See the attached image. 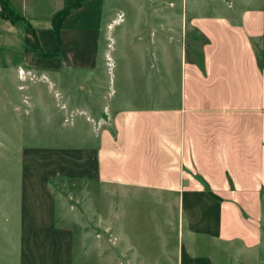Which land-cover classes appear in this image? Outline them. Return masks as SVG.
I'll return each instance as SVG.
<instances>
[{
	"label": "crops",
	"instance_id": "obj_1",
	"mask_svg": "<svg viewBox=\"0 0 264 264\" xmlns=\"http://www.w3.org/2000/svg\"><path fill=\"white\" fill-rule=\"evenodd\" d=\"M57 1L64 8L75 0ZM126 1L134 2L133 20L108 0L72 9L61 23L59 56L48 59L37 51L55 48V0H9L21 19L0 17V53L18 58L0 70L48 75L53 83L34 86L36 108L45 113L43 94L54 95L62 123L82 114L94 132L85 147H5L25 163L0 183V264H71L73 229L57 220H72L75 205L62 207L51 182L63 178L72 191L82 172L116 189L119 220L147 194L166 206L170 264H264V0ZM142 10L150 14L138 17ZM65 72L85 82L82 103ZM45 117V125L57 121ZM45 154L71 163L26 162ZM126 245L122 252H137Z\"/></svg>",
	"mask_w": 264,
	"mask_h": 264
},
{
	"label": "rangeland",
	"instance_id": "obj_2",
	"mask_svg": "<svg viewBox=\"0 0 264 264\" xmlns=\"http://www.w3.org/2000/svg\"><path fill=\"white\" fill-rule=\"evenodd\" d=\"M56 1L53 8H59L57 11H60L62 8H60V3ZM108 1L115 10L121 7L128 10L129 20H133L134 13L131 9V1ZM149 14V12L143 10L141 13L136 11V15L138 17L141 15L142 18ZM153 14L158 15L159 19L163 15V13ZM188 43L189 41L187 46ZM118 51L121 54L126 53L130 56L134 53L130 45L123 43H119ZM169 52L171 50H168ZM159 53H161L160 50ZM158 60L162 62V59ZM171 60L178 63L175 57ZM17 61L16 56L0 53V66L10 63L16 64ZM259 61L261 65H264V60ZM123 62H126V60L121 58L120 61L119 59L117 66L121 67ZM103 71L106 72L105 67ZM62 75L64 84L76 88L81 84L85 87L82 77L70 76V72H65ZM22 77L25 78L22 79ZM22 77L18 78L15 70H0V167H3L0 168V183L4 182L7 185L11 180L12 173L9 171L11 166L16 165L17 162L25 163V157H21L19 161V157L12 156L5 149L9 144L24 142L27 146L33 147L54 145L85 147L93 141L94 136L90 122L85 120V115L75 114L72 119L67 116V120L62 123V119L65 117L62 113H59L57 98L54 95H49L46 92L43 94V105L46 107V112L43 114L33 104L37 95L33 90L34 86L50 85L53 83V79L49 78L48 75L40 78L39 75L33 76V74L28 75L26 73ZM116 79L118 80V77ZM114 88L118 97L119 91L116 82ZM78 89V96L83 95L84 91ZM23 96H27L25 101L22 99ZM79 98V103H82L84 97L80 96ZM45 116H51L52 121L57 120L56 123L45 125L43 123ZM69 159V156L45 154L27 156L26 162L29 164H49V166H52V164L69 166L71 163ZM90 163V160L82 163L85 164L84 169H87L86 165ZM82 164H79L80 168ZM82 174L85 173L82 172ZM83 175L78 178L77 188L75 189L72 186L75 189L72 191L69 190L63 178L51 182L54 194L63 203H61L62 207L66 208V204L71 201L75 205L73 206L75 212H72V216H74L72 220H57V222H64L73 229V236H70V244L73 247L71 264H124L121 257L130 260L126 264H143V260H145L144 264H154L155 262L157 264H170L168 259L171 258V253H173L172 246L175 239L168 237L163 227L165 225H163L162 219L167 212L166 206L147 194L142 196V199L134 201L127 217L124 219L122 215V219L119 220L121 210L118 205L116 189L100 187L98 184L87 180L88 178ZM9 176L10 178H8ZM109 193L111 196L105 197V194ZM68 206L70 205H67V208ZM68 211L70 212V207ZM121 223H123L122 232L125 233L124 236L118 235V225ZM162 233L164 235H161ZM0 243H5V239L1 235ZM126 244L135 245L132 247L137 248V252L132 250L127 253L122 252L124 247L127 246ZM135 256L136 262L133 261Z\"/></svg>",
	"mask_w": 264,
	"mask_h": 264
},
{
	"label": "trees",
	"instance_id": "obj_3",
	"mask_svg": "<svg viewBox=\"0 0 264 264\" xmlns=\"http://www.w3.org/2000/svg\"><path fill=\"white\" fill-rule=\"evenodd\" d=\"M85 0H75L70 5L62 8L60 11L54 13L51 18L52 29L55 35L56 45L52 52L44 53L40 49L37 51V56L48 59L59 56V48H60V38L59 31L61 27V23L65 16L72 10L75 9L84 2ZM0 17L4 19H8L10 21H15L21 19L20 15L11 7V3L9 0H0ZM35 37V36H34ZM36 41V39H35ZM38 46V45H37Z\"/></svg>",
	"mask_w": 264,
	"mask_h": 264
}]
</instances>
